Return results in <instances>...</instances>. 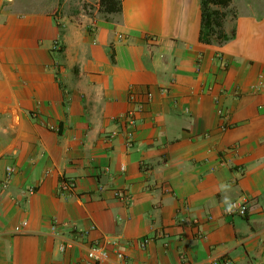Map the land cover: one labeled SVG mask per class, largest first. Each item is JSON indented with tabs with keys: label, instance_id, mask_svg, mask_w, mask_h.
I'll return each instance as SVG.
<instances>
[{
	"label": "crops",
	"instance_id": "1",
	"mask_svg": "<svg viewBox=\"0 0 264 264\" xmlns=\"http://www.w3.org/2000/svg\"><path fill=\"white\" fill-rule=\"evenodd\" d=\"M201 1L0 0V264H264V0L212 43Z\"/></svg>",
	"mask_w": 264,
	"mask_h": 264
},
{
	"label": "built area",
	"instance_id": "2",
	"mask_svg": "<svg viewBox=\"0 0 264 264\" xmlns=\"http://www.w3.org/2000/svg\"><path fill=\"white\" fill-rule=\"evenodd\" d=\"M149 96H151L150 93H149ZM125 117H126L127 128L124 131V135H125V139H126V145L128 147H130L132 144L133 136H134V129H135L136 124H137V119H136L133 111H129L125 115ZM121 169H122V171H124L125 165H122ZM14 173H15V168L12 165H8L6 167L5 177L2 180V186L6 187L8 185V183L10 182ZM72 185H73V183L71 181H69L67 179H63L60 182V189L61 190H68L71 188ZM115 195L117 198H119V200H121L125 203H130L132 200V195L127 190L116 189ZM247 211H248V204H247V201L245 199L233 201L230 204V206L227 207V209H226V212L229 215H234V214L245 215L247 213ZM23 224H25V222ZM20 227L21 226H17L16 230L20 231V229H21ZM84 233L85 234L89 233V229L84 231ZM150 240H151L150 236H148V235L143 236V237H140L138 239V244L142 248H144L147 246V244L149 243ZM74 242H75L74 238L63 239L59 245V249L61 251H64L67 247L72 246L74 244ZM113 255L119 260L124 261L126 259V256L122 252L121 249H118V248L115 249L114 254H112L102 241H100L99 239H95L86 247L87 260H86L85 264H100L104 261L111 259ZM223 263L224 264H233L230 259H224Z\"/></svg>",
	"mask_w": 264,
	"mask_h": 264
},
{
	"label": "trees",
	"instance_id": "3",
	"mask_svg": "<svg viewBox=\"0 0 264 264\" xmlns=\"http://www.w3.org/2000/svg\"><path fill=\"white\" fill-rule=\"evenodd\" d=\"M232 0H202V26L200 40L204 43H212L214 40L224 42L230 38L225 31V19L231 12L230 5ZM123 0H96L97 11L100 17L111 19L119 16L122 11ZM89 5L84 4L88 13ZM91 7V5H90Z\"/></svg>",
	"mask_w": 264,
	"mask_h": 264
},
{
	"label": "rangeland",
	"instance_id": "4",
	"mask_svg": "<svg viewBox=\"0 0 264 264\" xmlns=\"http://www.w3.org/2000/svg\"><path fill=\"white\" fill-rule=\"evenodd\" d=\"M87 4L89 5V11L91 10V9H93V4H91L90 2H87ZM90 5H91V7H90ZM92 11V10H91Z\"/></svg>",
	"mask_w": 264,
	"mask_h": 264
}]
</instances>
